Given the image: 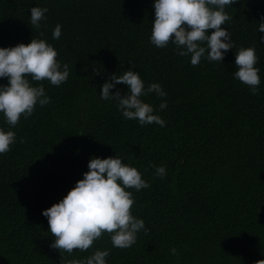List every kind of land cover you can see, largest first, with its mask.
I'll use <instances>...</instances> for the list:
<instances>
[{
    "label": "trees",
    "instance_id": "16d2710c",
    "mask_svg": "<svg viewBox=\"0 0 264 264\" xmlns=\"http://www.w3.org/2000/svg\"><path fill=\"white\" fill-rule=\"evenodd\" d=\"M46 7L36 28L32 7ZM234 48L223 60L178 54L150 42L152 0H0V47L45 39L70 74L59 86L43 84L51 102L36 105L12 127L16 141L0 154V264H68L97 248L108 264H256L264 260V0L226 6ZM62 25L59 39L53 29ZM213 31V30H209ZM255 47L261 83L253 94L234 76L235 54ZM132 69L165 126L126 119L116 102L101 99L110 74ZM30 79V77H29ZM0 78V84H7ZM123 95L127 86L117 84ZM162 100L167 107L159 109ZM0 127L10 129L0 113ZM118 155L150 187L133 193L132 214L142 218L136 243L113 247L105 232L86 251L51 247L42 210L58 202L88 170L92 156ZM166 176L156 175V166ZM178 255H172L171 248ZM264 264V261L261 262Z\"/></svg>",
    "mask_w": 264,
    "mask_h": 264
},
{
    "label": "clouds",
    "instance_id": "9594fccd",
    "mask_svg": "<svg viewBox=\"0 0 264 264\" xmlns=\"http://www.w3.org/2000/svg\"><path fill=\"white\" fill-rule=\"evenodd\" d=\"M235 0H152L154 20L150 42L163 48L169 43L177 46L178 54L190 56L192 65H198L202 58L221 62L228 50L234 48L229 29L221 27L233 19L226 6ZM31 23L36 28L44 20L46 7L30 9ZM213 30V31H209ZM258 32L264 41V20L260 21ZM62 25L53 29V38L59 39ZM58 52L45 39L31 38L27 44L0 47V78H7V84H0V113L10 127H0V154L10 151L16 141V133L11 130L21 116H31L36 105L51 102L43 84L32 81L47 80L59 86L66 82L70 69L57 60ZM259 57L255 47L241 46L235 54V78L250 87L253 94L259 91L261 79L257 67ZM30 77V79H29ZM127 86L122 95L117 84ZM101 99L116 102L118 110L126 119H135L140 125L156 123L165 126L166 121L157 114L153 105L143 97L155 93L167 95L162 85L153 82L145 86L139 72L128 69L122 74L112 73L100 86ZM167 107L162 100L159 109ZM88 170L82 174L66 195L50 207L42 210L48 220V231L54 237L51 247L72 253L73 249L88 250L105 232L110 234L113 247L128 248L136 243L140 230L148 231L142 218L132 214L135 202L133 193L150 187L142 178V173L134 166L123 162L118 155L100 158L90 157ZM156 175L165 177L166 167L156 166ZM172 255H178L171 248ZM109 249L97 248L84 259H73L68 264H108ZM264 260L257 261L261 264Z\"/></svg>",
    "mask_w": 264,
    "mask_h": 264
}]
</instances>
